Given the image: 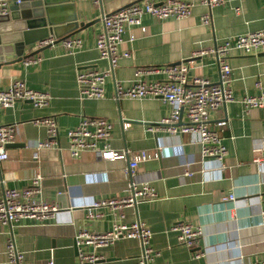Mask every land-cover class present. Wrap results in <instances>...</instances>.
<instances>
[{"label": "crops", "instance_id": "1", "mask_svg": "<svg viewBox=\"0 0 264 264\" xmlns=\"http://www.w3.org/2000/svg\"><path fill=\"white\" fill-rule=\"evenodd\" d=\"M134 1L101 0L95 5L90 0H48L57 8L53 13L54 31L71 32L74 17L78 23L89 25L71 33L83 40V48L71 52L60 41L34 55L38 61L30 56L0 68V90L12 80L22 79L29 87L50 95L46 107H34L30 101L0 107V125L15 124L14 143H18L8 148V160L0 163V199L4 188L21 189L39 175L43 199L59 207L46 221L24 219L13 227L0 223V264L7 262L8 238L22 254L23 264H79L76 235L80 231L104 233L115 221L130 224L135 220L152 231L148 246L153 254L148 264H253L264 259V109L227 102L213 114V123L219 119L229 123L223 132L228 154L223 159L225 168L220 169L217 159L202 157L196 136L152 129L172 111V106L161 98L115 96L116 84L129 87L138 68H163L189 61L201 49L227 37L264 30V0H228L212 8L208 25L201 21L208 8L197 0L191 14L184 18L144 15L145 31L141 26H131L123 35L121 48L131 54L120 59L107 77L105 96L80 98L79 70L111 68L96 47L103 13ZM17 22L0 23V29L10 25L16 39ZM0 36L10 39V33L6 36L0 31ZM39 41L29 44L24 53L36 50ZM192 64L191 75L220 81L216 56L206 54ZM230 64L233 94H258L256 83L264 85V50L254 54L236 50ZM144 78L164 80L166 74L153 70ZM47 116L56 117L59 136L56 144L41 150L35 161L36 143L47 138L46 127L36 121ZM85 117H104L112 123V148L152 153L137 167V176L155 189L157 197L153 201L126 207L123 216L115 215L109 207L94 209L103 213L102 217L88 218V206L94 201L127 194L130 177L129 159L106 160L91 151L80 158L70 154L68 131ZM182 123H186L184 114ZM187 168L192 175L185 174ZM229 195L235 200L222 201V196ZM182 221L202 230L198 244L191 249L178 241L171 228ZM142 248L136 238L118 239L100 249L105 258L96 264H139Z\"/></svg>", "mask_w": 264, "mask_h": 264}, {"label": "built area", "instance_id": "2", "mask_svg": "<svg viewBox=\"0 0 264 264\" xmlns=\"http://www.w3.org/2000/svg\"><path fill=\"white\" fill-rule=\"evenodd\" d=\"M93 4H100L101 0H90ZM208 8V12L202 15L204 24L212 22L211 10L217 5H222L228 0H197ZM22 0H0V14L10 12L13 4ZM195 5L194 0H137L133 3L112 12L103 13L102 30L96 39V47L102 59L109 60L111 68L100 71L93 68L81 69L77 73V83L80 98H103L105 96V81L112 74L120 59L130 56V51L122 49L123 35L131 26H141L142 17L150 15L158 19L184 18L191 14ZM134 36H131L133 40ZM54 36L42 39L38 42V48L53 43ZM65 47L71 52L83 48V40L80 37L69 36L62 40ZM37 48V49H38ZM242 51L245 54H254L264 50V30L237 34L225 38L221 42L208 49H201L189 61L168 65L163 68L145 69L138 68L135 71V79L129 87L116 84L115 96H129L134 99L146 97L161 98L172 106L170 115L164 118L153 130H167L171 133H189L196 136L201 144L203 158H215L219 161L220 169L225 168L224 157L228 149L223 142V132L229 126L227 119H219L213 123V114L227 102H241L247 109H264V85L257 82L260 89L256 95L237 97L233 94L232 67L230 58L234 51ZM206 54L216 56L220 81L213 82L207 77L191 75L194 68V59ZM33 57V56H32ZM34 56L33 61H38ZM196 60V59H195ZM162 70L166 74L164 80H145L144 74ZM17 101H30L34 107H46L50 102V95L46 91L29 87L22 79H14L9 86L0 90V107H11ZM186 117V123L179 124L182 115ZM46 127L47 138L36 143L34 160L39 157V152L56 144L59 136L58 123L55 116H47L36 121ZM112 123L104 117H85L74 128L68 131V148L70 154L80 158L83 153L91 151L106 160L129 159V191L124 196L110 197L94 201L88 206V218H100L103 213L94 209L109 207L114 214L123 216L122 211L126 207L136 205L138 202L153 201L157 193L147 181L138 180L137 167L140 163L152 157V153L146 150L131 152L128 149L117 150L111 147ZM17 128L15 124L0 125V163L7 161L9 154L7 144L16 139ZM186 175H192L189 168ZM39 175L32 178L26 187L4 188L0 199V223L11 227L24 219L46 221L59 211L56 203L43 199V189ZM222 201L235 200V196H222ZM264 217V209L262 211ZM178 235V241L189 249L195 247L202 235L199 226L191 222L182 221L172 225ZM152 231L145 223L135 220L128 224L123 221L113 222L112 228L104 233L80 231L76 235V246L79 253V264H96L105 258L100 249L108 247L121 238H136L141 241L143 248L138 258L139 264H148L152 259L153 249L148 246ZM197 257L200 254H196ZM22 254L17 250L12 238L7 242L6 264H23ZM253 264H264V259Z\"/></svg>", "mask_w": 264, "mask_h": 264}, {"label": "water", "instance_id": "3", "mask_svg": "<svg viewBox=\"0 0 264 264\" xmlns=\"http://www.w3.org/2000/svg\"><path fill=\"white\" fill-rule=\"evenodd\" d=\"M56 9L55 6L49 4L48 0H22L21 3L11 5L9 13L0 14V23L19 21L14 26L16 31H18L16 39V33H12L14 29L10 25H5L4 28L0 29L1 33H5L6 36L10 33V39L0 36V68L37 55L51 45L57 44L66 37L71 36L72 32L89 26L83 22L78 23L77 18L74 17L72 31L66 34H59L53 29V26L56 24L53 19V13L57 11ZM20 25L22 27L17 28ZM30 35H33V37L29 38ZM51 35L55 37L53 43L38 48L31 53H24L29 44L48 38ZM195 59H200V57ZM17 145L18 143L12 142L7 144V148Z\"/></svg>", "mask_w": 264, "mask_h": 264}]
</instances>
